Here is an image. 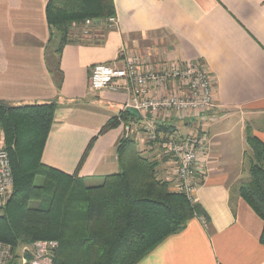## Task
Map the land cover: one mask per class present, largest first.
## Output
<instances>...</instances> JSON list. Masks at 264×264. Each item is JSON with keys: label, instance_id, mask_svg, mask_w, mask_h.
Wrapping results in <instances>:
<instances>
[{"label": "crops", "instance_id": "crops-1", "mask_svg": "<svg viewBox=\"0 0 264 264\" xmlns=\"http://www.w3.org/2000/svg\"><path fill=\"white\" fill-rule=\"evenodd\" d=\"M47 2L0 0V102L10 107L56 104L41 162L67 175L76 173L87 186L97 185L120 171L117 143L129 137L137 152L156 161L159 179L171 188L173 162L161 156L158 142H147V123L169 127L176 138L204 133L205 168L195 176L192 201L208 220L192 218L137 264H264L259 242L263 223L236 187L246 128L264 143V0H113L117 24L93 29L106 32L100 46L91 44V35L72 37L59 57L61 76L52 52L56 43L45 51ZM132 57L145 69L163 62L161 66L203 68L215 108L197 116L173 110L138 112L139 122H122L98 135L111 118L128 109L124 106L131 93L124 81L115 90L92 91L91 67L121 68ZM170 90H153L151 96L177 91Z\"/></svg>", "mask_w": 264, "mask_h": 264}, {"label": "trees", "instance_id": "trees-1", "mask_svg": "<svg viewBox=\"0 0 264 264\" xmlns=\"http://www.w3.org/2000/svg\"><path fill=\"white\" fill-rule=\"evenodd\" d=\"M45 17L49 28L45 51L56 43L52 52L58 57L55 68L60 75V54L73 37L69 27L115 17V9L113 0H48ZM105 33L93 30L91 44L102 45ZM55 110L54 102L20 107L0 102V132L13 177L12 193L0 214V242L16 251L37 241H56L52 264H137L192 218L208 220L198 204L159 179L156 161L137 152L129 137L117 143L120 171L97 185L84 186L76 173L67 175L45 166L41 156ZM129 121L140 119L122 111L98 135ZM154 127V139L146 137L147 142H158L161 156L171 159L163 144L183 137L176 138L169 127ZM245 141L250 151L249 180L238 187V195L262 221L259 242L264 245V143L249 127Z\"/></svg>", "mask_w": 264, "mask_h": 264}, {"label": "built area", "instance_id": "built-area-1", "mask_svg": "<svg viewBox=\"0 0 264 264\" xmlns=\"http://www.w3.org/2000/svg\"><path fill=\"white\" fill-rule=\"evenodd\" d=\"M116 24L115 17L96 22L86 20L82 34L89 37L90 29L92 31L103 25L114 27ZM71 34L74 35V31ZM119 81H124L131 93L130 103L124 106V110L133 108L137 112L151 115L159 111L173 110L176 114L197 116L215 108L209 75L194 64H164L155 72L145 69L138 57H132L121 68L109 64H96L91 67L89 87L92 91L115 90ZM168 86L178 92L165 93L156 98L151 96L153 90L161 91ZM145 130L147 138L154 139V125L147 123ZM205 143L206 135L195 133L176 141L169 140L162 146L174 165L171 189L184 194L190 201L196 186L195 176L201 168H205L201 160ZM12 190L13 177L9 157L0 147V214ZM57 246L56 241L37 242L13 251L10 245L0 242V264H52Z\"/></svg>", "mask_w": 264, "mask_h": 264}, {"label": "rangeland", "instance_id": "rangeland-1", "mask_svg": "<svg viewBox=\"0 0 264 264\" xmlns=\"http://www.w3.org/2000/svg\"><path fill=\"white\" fill-rule=\"evenodd\" d=\"M84 29H85L84 23L82 25H79V26H77V25H71L69 27L70 34L74 31L73 37H75V36L77 37V36L83 35L82 34V31ZM90 31H91V29L89 30V35L93 32V30L91 32ZM162 64L158 65L159 67L156 66L157 68H152V70H155V72L158 71V70H160ZM0 134H1V132H0ZM0 147L3 148V138L2 137H0ZM249 157H250V151H249L247 145H245L244 152H243V157L241 159V167H240V170L242 171V177L239 180V182L237 183V186H236L237 188L241 184H244V183L248 182V180H249V174H248V159H249ZM78 181L81 182L84 186H87L86 183H88V182H84V180H78ZM37 242H48V241H37ZM37 242H34V243H37ZM34 243H32V244H34ZM32 244H29V245H32Z\"/></svg>", "mask_w": 264, "mask_h": 264}, {"label": "water", "instance_id": "water-1", "mask_svg": "<svg viewBox=\"0 0 264 264\" xmlns=\"http://www.w3.org/2000/svg\"><path fill=\"white\" fill-rule=\"evenodd\" d=\"M127 111H128V113H129L130 115H132V116H134V117H136V118H139V117H140V116H139V113H138L135 109H133V108H128Z\"/></svg>", "mask_w": 264, "mask_h": 264}]
</instances>
